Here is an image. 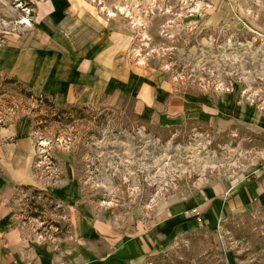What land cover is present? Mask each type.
I'll return each mask as SVG.
<instances>
[{
    "label": "rangeland",
    "instance_id": "1",
    "mask_svg": "<svg viewBox=\"0 0 264 264\" xmlns=\"http://www.w3.org/2000/svg\"><path fill=\"white\" fill-rule=\"evenodd\" d=\"M39 1L0 0V43L31 24ZM89 1L120 17L126 63L196 108L219 111L215 120L163 115L151 124L129 99L57 103L0 72V129L28 128L37 178L7 195L0 189V215L71 259L80 218L125 236L264 169V0H152L112 10L110 0ZM225 104L247 122L216 123ZM183 213L193 227L135 264H264V205L221 213L212 224L198 206Z\"/></svg>",
    "mask_w": 264,
    "mask_h": 264
},
{
    "label": "crops",
    "instance_id": "2",
    "mask_svg": "<svg viewBox=\"0 0 264 264\" xmlns=\"http://www.w3.org/2000/svg\"><path fill=\"white\" fill-rule=\"evenodd\" d=\"M107 2L111 7H105L112 10L146 8L152 0ZM101 10L89 0L39 1L31 24L21 33H7L0 43V72L57 103H85L102 95L113 103L129 99L138 117L151 124L159 123L163 115H196L205 121L218 118L214 113L219 109L196 108V102L189 96L173 93L163 80L126 63L123 53L126 36L120 29V17L106 16ZM220 112L224 120L216 123L247 122L245 115L232 113L230 105H220ZM33 153L34 144L27 127L10 125L0 129V189L5 195L16 186L37 184ZM234 185L210 195L201 192V199L205 200L199 204L171 206L150 228L125 236L80 218L79 251L75 259L27 240L7 215H0V264H135L166 248L168 237L193 227L194 218L190 217V222L183 213L192 206L204 211V217L212 224L221 213L252 204L264 205V169L240 178Z\"/></svg>",
    "mask_w": 264,
    "mask_h": 264
},
{
    "label": "built area",
    "instance_id": "3",
    "mask_svg": "<svg viewBox=\"0 0 264 264\" xmlns=\"http://www.w3.org/2000/svg\"><path fill=\"white\" fill-rule=\"evenodd\" d=\"M188 214H196V215H198V212H197L196 209H192Z\"/></svg>",
    "mask_w": 264,
    "mask_h": 264
},
{
    "label": "trees",
    "instance_id": "4",
    "mask_svg": "<svg viewBox=\"0 0 264 264\" xmlns=\"http://www.w3.org/2000/svg\"><path fill=\"white\" fill-rule=\"evenodd\" d=\"M41 96H43V95H41ZM47 98V97H46Z\"/></svg>",
    "mask_w": 264,
    "mask_h": 264
}]
</instances>
